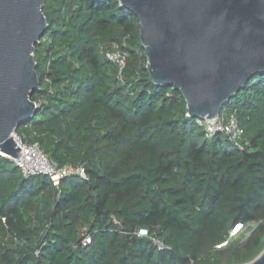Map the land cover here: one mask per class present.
<instances>
[{
    "label": "trees",
    "instance_id": "1",
    "mask_svg": "<svg viewBox=\"0 0 264 264\" xmlns=\"http://www.w3.org/2000/svg\"><path fill=\"white\" fill-rule=\"evenodd\" d=\"M42 11L37 108L15 133L60 167L83 166L87 180L56 188L0 155V264L253 261L264 250V74L222 108L244 131L239 151L206 139L180 93L152 83L139 22L117 0H44ZM108 44L128 54L122 82ZM236 225L246 240L217 249Z\"/></svg>",
    "mask_w": 264,
    "mask_h": 264
},
{
    "label": "water",
    "instance_id": "2",
    "mask_svg": "<svg viewBox=\"0 0 264 264\" xmlns=\"http://www.w3.org/2000/svg\"><path fill=\"white\" fill-rule=\"evenodd\" d=\"M140 25L146 72L172 87L186 115L210 120L255 75L264 74V0H117ZM44 0H0V155L27 153L14 141L39 90L35 45L48 29ZM248 264H264V250Z\"/></svg>",
    "mask_w": 264,
    "mask_h": 264
},
{
    "label": "built area",
    "instance_id": "3",
    "mask_svg": "<svg viewBox=\"0 0 264 264\" xmlns=\"http://www.w3.org/2000/svg\"><path fill=\"white\" fill-rule=\"evenodd\" d=\"M101 52L108 62L116 66L117 75L122 82V75L128 57L126 51L121 49L117 44H108L101 47ZM196 124L203 130L206 139H212L217 135H222L232 142L239 151H243L247 146V142L244 138V131L239 126L234 113H228L226 110L221 109L216 118L210 120L196 119ZM13 138L19 148L27 150L25 156L19 153V156L12 160L25 178L34 176L47 177L56 188L62 180L70 176H78L82 180H87V175L83 166L60 167L47 158L37 143L26 145L16 133L13 134ZM242 230H245L242 225H236L229 234V237L216 248L221 249L226 247L234 237L242 232ZM135 235L137 237L150 238L159 250L165 249L164 244L153 235H150L149 231L145 228H140ZM90 241L89 236H84L82 245L87 246L90 244Z\"/></svg>",
    "mask_w": 264,
    "mask_h": 264
},
{
    "label": "rangeland",
    "instance_id": "4",
    "mask_svg": "<svg viewBox=\"0 0 264 264\" xmlns=\"http://www.w3.org/2000/svg\"><path fill=\"white\" fill-rule=\"evenodd\" d=\"M247 233L248 232H245L244 230H242V232L240 233V236L234 237L233 240H237L239 244L243 243L247 238Z\"/></svg>",
    "mask_w": 264,
    "mask_h": 264
}]
</instances>
